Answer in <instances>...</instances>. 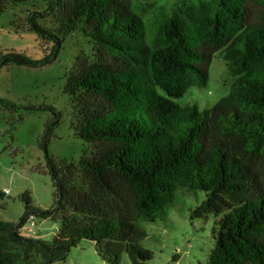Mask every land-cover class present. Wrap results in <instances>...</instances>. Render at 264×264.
<instances>
[{"label":"trees","instance_id":"obj_1","mask_svg":"<svg viewBox=\"0 0 264 264\" xmlns=\"http://www.w3.org/2000/svg\"><path fill=\"white\" fill-rule=\"evenodd\" d=\"M23 1L0 0V14ZM38 1L44 11L29 12L26 29L52 43L50 52L41 59L8 52L0 68L50 64L80 32L93 58L79 59L62 93L68 128L86 146L77 160L56 159L42 146L54 204L39 210L21 195L18 224L0 220V264H50L81 240L108 264L123 252L145 264L151 251L139 244L145 233L137 222L164 220L178 188L205 193L193 217L217 218L209 264H264V0L183 3L151 45L131 0ZM217 52L233 76L229 92L202 110L176 103L190 86L206 84ZM0 106L37 109L1 98ZM49 109L45 141L62 118ZM29 216L57 223L56 234L21 235Z\"/></svg>","mask_w":264,"mask_h":264},{"label":"rangeland","instance_id":"obj_2","mask_svg":"<svg viewBox=\"0 0 264 264\" xmlns=\"http://www.w3.org/2000/svg\"><path fill=\"white\" fill-rule=\"evenodd\" d=\"M133 10L145 26V43L151 45L160 32L164 20L183 3L206 2L212 7L217 0H131ZM44 4L26 0L8 5L0 14V56L8 52L21 53L41 59L51 50L52 43L42 45L37 34L26 29L29 12L42 13ZM39 23L49 25V19L40 16ZM48 46V47H47ZM93 45L80 33L74 32L62 43L55 59L43 67L33 68L10 64L0 68V98L22 107L33 106L34 111L20 108L16 111L0 106V220L18 224L24 212L21 195L29 194L31 206L48 210L54 204V188L46 166L45 152L56 159H78L85 149L82 142L68 128L70 106L62 93L66 75L79 59L93 58ZM233 76L220 52L215 53L208 68L204 86L192 85L174 99L180 105L195 104L202 110L210 108L229 90ZM62 114L59 124L43 140L45 123L55 114ZM8 190V193H4ZM205 199L200 190L178 188L173 203L166 208V217L158 222L139 221L137 225L145 237L139 244L151 251L145 264H209L214 248L217 218L208 214L203 218L192 216ZM19 228L25 237L49 241L58 225L50 219L34 217ZM50 264H108L98 255L91 241L81 240L71 247L65 258ZM118 264H132L122 253Z\"/></svg>","mask_w":264,"mask_h":264},{"label":"built area","instance_id":"obj_3","mask_svg":"<svg viewBox=\"0 0 264 264\" xmlns=\"http://www.w3.org/2000/svg\"><path fill=\"white\" fill-rule=\"evenodd\" d=\"M4 193H8V190H6ZM30 219V221L33 220V217L32 216H29L28 220Z\"/></svg>","mask_w":264,"mask_h":264},{"label":"crops","instance_id":"obj_4","mask_svg":"<svg viewBox=\"0 0 264 264\" xmlns=\"http://www.w3.org/2000/svg\"><path fill=\"white\" fill-rule=\"evenodd\" d=\"M33 217V216H32ZM33 219H34V217H33ZM32 221H34V220H32Z\"/></svg>","mask_w":264,"mask_h":264}]
</instances>
